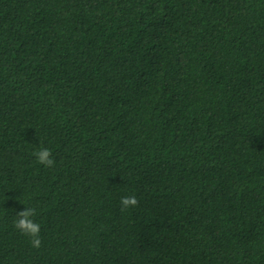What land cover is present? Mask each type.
<instances>
[{
	"label": "trees",
	"instance_id": "trees-1",
	"mask_svg": "<svg viewBox=\"0 0 264 264\" xmlns=\"http://www.w3.org/2000/svg\"><path fill=\"white\" fill-rule=\"evenodd\" d=\"M0 264H264V0H0Z\"/></svg>",
	"mask_w": 264,
	"mask_h": 264
},
{
	"label": "clouds",
	"instance_id": "clouds-1",
	"mask_svg": "<svg viewBox=\"0 0 264 264\" xmlns=\"http://www.w3.org/2000/svg\"><path fill=\"white\" fill-rule=\"evenodd\" d=\"M34 155L39 164L49 168L55 166V159L50 149L40 148L37 152L34 153ZM138 203L139 201L135 195L121 197V211H125L129 208H135L136 206H138ZM36 215V208L25 207L24 210L16 213L17 218L14 221V227L21 234L29 238L31 246L34 249H39L42 243L40 239L41 225L36 222Z\"/></svg>",
	"mask_w": 264,
	"mask_h": 264
}]
</instances>
